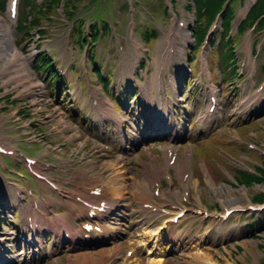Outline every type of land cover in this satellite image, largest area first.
Listing matches in <instances>:
<instances>
[{
	"label": "rangeland",
	"instance_id": "obj_1",
	"mask_svg": "<svg viewBox=\"0 0 264 264\" xmlns=\"http://www.w3.org/2000/svg\"><path fill=\"white\" fill-rule=\"evenodd\" d=\"M188 1L67 0L77 8L71 17L66 14L65 0H60L53 15L41 19L44 36L38 38L33 36L38 30L30 31L33 39L22 44H19L20 37H26L16 29L14 20H8L7 12L0 11L9 26L6 35L7 28L0 24V40H6L4 52L0 49V108H5L4 112L0 109V134L13 135V145L28 155L24 150L32 148L23 127L29 125L31 131L33 126L39 127L40 152L29 156L47 159L55 166L42 172L63 190L73 191L69 183L77 185L81 177L89 183L99 182L93 185H106L111 195L121 196L113 197H120L118 206L102 216V224L117 222L128 226L112 233L102 229L101 234L92 237L90 233L82 239L78 229L84 215L67 217L68 194L60 188L56 194L32 178L27 180L3 172L0 173V199H7L8 205L0 209L1 263L104 264L106 261L107 264H127L134 255L137 261L133 264H150L156 253L151 247L155 239L146 237L148 243L142 247L139 240L145 229L157 228L161 218L153 217L151 221L138 206L139 184L148 190L143 191L142 196L150 197V192L158 189L151 200L155 209L168 198L167 201L173 205L178 203L184 210L178 225L161 228L158 243L165 264H195L194 253L199 249L221 264H259L264 259V209L258 212L235 210L228 218H219L222 208H245L256 204L254 198L264 194V173L259 183L236 185L238 179L242 180L239 169L252 172L255 169L252 166L264 165V28L235 34L236 24L253 0H242L240 5H235L232 41L227 43L233 56L227 61L226 69L221 61L223 48L215 50L211 41L214 39L216 44L222 41L218 38L220 18L194 50L190 30L195 19L191 10H186ZM163 8H168L167 15L163 14ZM77 22H81L85 38L89 36L91 22L99 26L95 28V36L89 37L97 42L94 58L99 71L90 65L89 46L79 48L82 31L71 39ZM103 23L106 30L101 33L99 28ZM144 31L154 35L146 41ZM43 50L53 55L56 64L64 69L62 86L70 91L53 98L45 87L41 88L37 99L45 108L40 115L32 116L40 121L28 124L24 117L16 119L20 113L14 114L22 105L17 104L16 109L11 107L6 96L10 101H20L39 93L31 87L33 82L42 83L32 62ZM92 71L103 72L105 80L110 81V91L105 90ZM181 78L183 82L178 85ZM186 82L189 89L182 88ZM127 87L134 89L135 100L124 96ZM19 90L26 92L18 94ZM211 94L218 104L209 112ZM114 96H121L118 102L124 110L117 106ZM156 121L168 124L170 130L159 134V142L146 144L149 135L142 136L139 129ZM52 124L55 130L50 135L48 130ZM202 135L207 138L194 140ZM237 137L245 143H240ZM47 140L52 141L54 152L43 144ZM250 144L255 151L248 148ZM168 147L176 152L171 165L167 164L169 158L165 160ZM186 151L190 156H186ZM186 157L191 174L187 178L189 182L185 180L180 185L178 173ZM4 163L27 176L19 157H6ZM2 164L0 159V166ZM149 164L153 165L152 169L146 171ZM154 166L163 168L164 174L158 173ZM152 179L158 187L142 183ZM204 209L205 216L202 215ZM40 215L47 216L51 225ZM254 222L259 224L249 226ZM71 227L72 238H64L62 233ZM53 234L57 240L50 245ZM21 235L25 239L36 235V242L16 241ZM126 250H131V255H126Z\"/></svg>",
	"mask_w": 264,
	"mask_h": 264
},
{
	"label": "trees",
	"instance_id": "obj_2",
	"mask_svg": "<svg viewBox=\"0 0 264 264\" xmlns=\"http://www.w3.org/2000/svg\"><path fill=\"white\" fill-rule=\"evenodd\" d=\"M237 1L238 0H229L227 5H224L226 0H191L192 3H187L186 9L188 10L189 8L191 12L193 11L196 14L195 29L192 33L195 38L196 44H199L201 42L205 32L213 22L214 17L218 14H222L223 11L224 14L222 18L221 29L224 35L228 34L230 30V24L233 19V6ZM59 2L60 0H42L40 3H38L37 0H21L20 14L16 25L17 30L23 34V37H28L29 30L37 28L39 29V27H41L42 18L49 19L53 15L55 7H59ZM5 3L6 0L0 1V10H3L5 8ZM67 4L69 5L70 3L65 0L64 8L67 6L66 14L73 17V14L75 13L77 8L72 5L68 6ZM260 16H264V0H256L253 7L247 13L245 19L240 23L238 32L242 33L245 28L252 25L255 20H258V18L259 21L257 24V29H262L264 27V17L260 18ZM77 26L81 27V22H77ZM93 27H91L92 32L94 30ZM40 33H44V31H40ZM151 35L153 36L154 34L147 33L145 37L148 39V37ZM221 48H223L221 61L223 63V66L226 67L227 61L231 60L233 54L231 49L227 47L224 38H222V41L218 46V50ZM91 58L93 59L92 56ZM37 60L40 61V65L42 64L44 72L50 70L48 73V79L56 78V83H58V74L56 71H54L52 62L49 58H47L46 54L44 52L39 53ZM242 177L243 182H245L246 184H249L251 181L256 183H259L261 181V175L257 176L244 173ZM263 197L264 194H259L254 198V201L260 202L262 201Z\"/></svg>",
	"mask_w": 264,
	"mask_h": 264
},
{
	"label": "bare ground",
	"instance_id": "obj_3",
	"mask_svg": "<svg viewBox=\"0 0 264 264\" xmlns=\"http://www.w3.org/2000/svg\"><path fill=\"white\" fill-rule=\"evenodd\" d=\"M246 11V10H245ZM242 15V14H241ZM180 25V24H179ZM184 25V24H183ZM185 27V26H184ZM179 31V30H178ZM173 32V31H172ZM181 32V31H180ZM183 32V31H182ZM176 33V32H175ZM185 33V32H184ZM177 36H179V35H177ZM187 36V35H186ZM185 36V37H186ZM190 37V36H189ZM184 39V38H183ZM175 41V40H174ZM189 42V41H188ZM181 44V43H180ZM185 44V43H184ZM164 45V44H163ZM177 47V46H176ZM162 48V47H161ZM165 49H166V47H165ZM161 52V51H160ZM159 52V53H160ZM162 69V68H161ZM235 137V136H234ZM167 150V149H166ZM188 158V157H187ZM189 160V159H188ZM188 160H186V162L184 163V164H182L181 166H180V173H181V175L184 173V172H187L188 171ZM169 165V164H168ZM203 165V164H202ZM107 166V165H106ZM109 166V165H108ZM175 167V166H174ZM176 168V167H175ZM113 169V168H112ZM165 169V168H164ZM115 170V169H114ZM175 171V170H174ZM192 172V171H191ZM117 173V172H116ZM115 173V174H116ZM191 174V173H190ZM154 175V174H153ZM193 175V174H192ZM113 176V175H112ZM111 176V177H112ZM116 176V175H115ZM155 176V175H154ZM161 176V175H160ZM162 176H164V175H162ZM110 177V178H111ZM159 177V176H158ZM206 177L208 178V175H206ZM115 178V177H114ZM181 178H183V177H181ZM187 178H190L189 177V174L187 175ZM192 178V177H191ZM179 179V178H178ZM209 179V178H208ZM189 180V179H188ZM187 179H186V181H188ZM116 182V181H115ZM189 182V181H188ZM108 184V183H107ZM192 184V183H191ZM110 185H112V183L110 184ZM114 185V184H113ZM213 185V184H212ZM115 186V185H114ZM111 187V186H110ZM115 188V187H114ZM114 188H112V189H114ZM119 188V187H118ZM122 189V188H121ZM117 191V190H116ZM231 191V190H230ZM121 192V191H120ZM112 193V192H111ZM114 193V192H113ZM119 193V192H118ZM142 193H143V191L142 192H140V194L138 195V197L139 196H142ZM106 194V190H104L103 191V195H105ZM102 195V194H101ZM117 195V194H116ZM119 196V195H118ZM245 196V195H244ZM248 197V196H247ZM96 199H100L99 197H95ZM120 198V197H119ZM185 198H186V196H185ZM101 200V199H100ZM109 200H111V199H109ZM235 200V199H234ZM200 204V203H199ZM67 205H68V207H69V209H68V214H67V216L69 217L70 215H75V213H81V212H84V208H83V206L81 205V204H79V203H75L74 201H71L70 203H67ZM198 206V205H197ZM179 211H180V209H178ZM178 210H176V212H174L173 214H171L170 215V217H168L169 219H171L172 217H173V215L175 214V213H177V211ZM205 210V209H204ZM198 212H199V210H198ZM183 217H184V215H182V217H181V220L183 219ZM202 218V217H201ZM168 221V220H167ZM177 222V225L179 224V222H180V219L179 220H177L176 221ZM163 226V225H162ZM161 226V227H162ZM161 227L159 226H157V228H154V229H145L144 231H143V234H141L142 235V240H139L140 242H139V246L140 247H142V246H144L145 244H147L148 242H146L147 240H146V237H148V239H152V238H155L156 237V240H155V242H154V244L156 243V245L158 246H155L153 243L151 244V247H153L154 249H156V253H153V257L151 258V260H150V264H165V260L163 259V256L161 257V255H160V253L162 252V250H161V247H160V243H158L159 242V240H160V238H159V235H160V231H161ZM165 227L166 228H169V229H171L172 228V223L169 221V223L168 224H166L165 225ZM69 229H72V227L71 228H68V229H65L64 231H67V230H69ZM118 229V226H116V227H108V230H110L111 232H113V231H115V230H117ZM168 229V230H169ZM163 241V240H162ZM136 248H138V246L136 247ZM198 248V247H197ZM134 251L136 250L135 248L133 249ZM165 251V250H164ZM147 252V251H146ZM151 253V251L149 252H147V254H150ZM194 253V252H193ZM218 253V252H217ZM216 253V254H217ZM163 254H164V252H163ZM229 254V253H228ZM133 255V254H132ZM149 257V256H148ZM194 259L196 260V263L195 264H201L200 262L202 261L204 264H221V263H218L215 259H211L210 258V256L209 255H207L206 253H204L203 251H200V249L199 250H197L195 253H194ZM231 260V259H230ZM137 261V259L135 258V256L133 255L132 257H131V261H129V263H127V264H130L131 262V264H133V262H136ZM232 261V260H231ZM1 264V263H0ZM137 264V263H136Z\"/></svg>",
	"mask_w": 264,
	"mask_h": 264
}]
</instances>
